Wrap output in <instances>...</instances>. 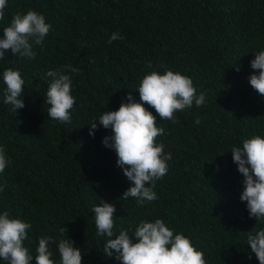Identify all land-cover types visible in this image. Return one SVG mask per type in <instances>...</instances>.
Listing matches in <instances>:
<instances>
[{"label": "trees", "instance_id": "trees-1", "mask_svg": "<svg viewBox=\"0 0 264 264\" xmlns=\"http://www.w3.org/2000/svg\"><path fill=\"white\" fill-rule=\"evenodd\" d=\"M28 10L42 14L51 29L34 46V60L9 51L0 61V146L11 161L0 174V185H7L0 214L32 224L25 241L32 254L41 237L58 239L65 227V237L68 230L82 250V264H121L103 253L107 237L96 235L92 209L105 200L117 208V234L120 227L133 234L141 221L162 219L189 237L207 264H259L247 233L264 223L250 218L240 199L243 176L230 151L264 136V96L249 83L258 75L251 67L255 52L264 50V0H8L0 38ZM112 33L124 38L109 44ZM65 65L78 70L63 72L76 104L71 122L61 124L47 116L46 73ZM7 68L25 80V107L17 112L3 102ZM167 70L190 77L205 103L177 111L175 124L145 105L164 128L157 143L172 159L156 181L158 199L141 207L120 198L131 182L116 152L103 144L111 129L101 125L93 136L90 122L129 102V93L141 102L143 77ZM51 250L58 262L57 244Z\"/></svg>", "mask_w": 264, "mask_h": 264}, {"label": "clouds", "instance_id": "clouds-1", "mask_svg": "<svg viewBox=\"0 0 264 264\" xmlns=\"http://www.w3.org/2000/svg\"><path fill=\"white\" fill-rule=\"evenodd\" d=\"M7 7L8 0H0V21L5 19ZM50 29L51 25L46 23V18L34 10L17 13L10 24L4 27L3 38H0V61L5 59L9 51L12 56L34 60V46L43 45ZM123 38L119 33H112L108 43ZM251 67L258 70V75H250L249 83L264 96V50L255 52ZM65 70L72 73L78 71L71 65H65L63 69L46 73L51 82L44 99L50 106L47 116L61 124L71 122V110L76 104L71 94L72 80L70 75L63 74ZM2 78L6 85L3 102L11 105L14 112L23 109L25 80L20 71L7 68L2 72ZM137 89L141 102H135L129 93V102H122L118 110L105 111L90 122V135L94 136L95 130L101 125L111 129L112 135L104 137L103 144L116 152L117 166L123 169L124 175L131 182V186L120 198H134L143 207L145 202L158 199L154 191L156 181L167 174L168 161L172 159L171 153H165V145L157 143V137L162 136L165 130L157 126V116L145 105L155 109L160 120L175 124L178 123L175 117L177 111L190 109L193 105H204L205 95L197 94L190 77L172 70L163 74L152 71L143 77ZM196 123L200 121L196 120ZM230 152L233 162L238 165V172L243 176L240 199L246 202L250 218L264 223V136L254 135L245 139L242 146H233ZM10 163L5 148L0 146V174L4 173ZM6 187V184L0 185V192ZM92 211L96 235L107 237L103 253L109 258L115 254V259L121 264H207L204 253L197 250L191 239L183 233L176 234L162 219L141 221L133 234L120 227L117 234L115 204L103 200ZM31 228L30 222L14 218L8 211L0 214V259L7 264H32L34 259L36 264H82V250L68 238V230L65 237V227L60 229L58 239L53 236L41 237L34 256L30 247L25 246ZM52 244L58 246V262L51 250ZM247 244L259 264H264V228H254L248 232Z\"/></svg>", "mask_w": 264, "mask_h": 264}]
</instances>
